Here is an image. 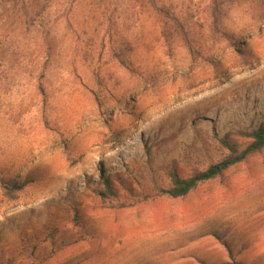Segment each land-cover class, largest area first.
<instances>
[{"label":"rangeland","instance_id":"374dc122","mask_svg":"<svg viewBox=\"0 0 264 264\" xmlns=\"http://www.w3.org/2000/svg\"><path fill=\"white\" fill-rule=\"evenodd\" d=\"M169 1L188 36L149 0L0 11V264H264V149L164 194L264 126V25Z\"/></svg>","mask_w":264,"mask_h":264},{"label":"trees","instance_id":"16d2710c","mask_svg":"<svg viewBox=\"0 0 264 264\" xmlns=\"http://www.w3.org/2000/svg\"><path fill=\"white\" fill-rule=\"evenodd\" d=\"M91 1H94L93 4H95L96 0ZM149 2L152 9L161 16L159 23L164 29L174 28L176 35L181 37L188 36V31H191V28H186L185 25L186 23H191L192 18L190 16H180V14L177 16L171 15L170 11L172 10L173 3L169 0H149ZM52 3L53 0H42L39 6L38 0H0V11L8 12L11 8L21 6L22 8L39 7L43 13ZM232 4L237 5V7H248L250 10L256 11L253 19L259 27L264 25V0H207L205 5L206 17L203 19L211 22L215 33H218L220 28V17L222 13ZM219 34L223 36L224 33L220 32ZM110 52L122 66L129 67L131 52L129 48L126 50L110 48ZM238 134L248 140L246 146L240 149L228 139V136L221 138L219 145L226 152L225 155L218 162L211 163L205 169L197 170L190 176L183 177L174 166H171L167 172L169 184L164 194L172 199L183 198L200 184L221 176L228 168L243 162L249 156L264 149V126L261 125L251 131ZM102 183L108 194H114L108 178H103Z\"/></svg>","mask_w":264,"mask_h":264}]
</instances>
